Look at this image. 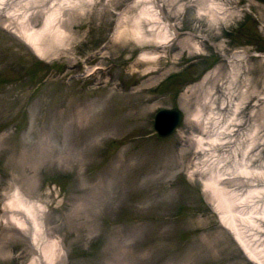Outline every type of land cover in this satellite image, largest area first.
Masks as SVG:
<instances>
[{
    "label": "rangeland",
    "instance_id": "1",
    "mask_svg": "<svg viewBox=\"0 0 264 264\" xmlns=\"http://www.w3.org/2000/svg\"><path fill=\"white\" fill-rule=\"evenodd\" d=\"M55 11L64 35L38 54L23 28ZM164 108L182 113L166 137ZM212 174L264 252V0H0V264H256L221 222ZM17 191L36 204V241L8 206Z\"/></svg>",
    "mask_w": 264,
    "mask_h": 264
},
{
    "label": "bare ground",
    "instance_id": "2",
    "mask_svg": "<svg viewBox=\"0 0 264 264\" xmlns=\"http://www.w3.org/2000/svg\"><path fill=\"white\" fill-rule=\"evenodd\" d=\"M215 6H217V5H215ZM209 7H212V6H209ZM215 8H217L216 10H218V7L213 6V9H215ZM157 12H158L157 7L154 5H152L150 7H145L141 11V17H143L144 19L149 18L150 20H152L154 22V21L158 20V16H157L158 13ZM56 16H57L56 11L50 13L47 16V23L44 26V29L42 31L32 29V28H28V27H27L28 29H26V27L23 28L22 32L25 36V39L34 46V48H35L34 50L38 54H41L43 52V50L40 46V40L45 33H54L57 37H59V35L61 36L64 33L60 27H54L51 29V24L53 22L52 20ZM139 20L140 19H137V22H135V25H137ZM155 27H156L155 25L152 26V28H155ZM156 30L157 31L155 33H153L150 37L155 38L159 43H161V45H164L171 40L172 35L168 34L167 29H164V30L163 29H156ZM47 31H49V32H47ZM120 31H121V29H120ZM133 32L135 33V36H137V38H139L141 36L145 37V35L142 33L141 29H139V28L133 29ZM199 45L194 44L193 47L195 49L199 50ZM187 46H186V48H187ZM156 55H157V53H155V52L143 53L141 55V58L142 59H148V58H153V56H156ZM246 55H247L246 53L236 54L233 58H244V57H246ZM195 117H197L196 120H198L199 111ZM177 120H178V115L176 116V118H174V113L172 112V110L163 111L160 114H158V116L155 118V122H154L155 129L158 132H160V133L162 132L165 134L169 129H171L175 125ZM207 124L208 123H206V122H205V124H203L202 132L207 130L206 129ZM220 133L221 132L217 129L212 133V135L210 134L206 138L203 136H200L197 138L195 137L194 141L197 142V145L199 148H202L204 141H209V142L220 141V139H221ZM245 168L246 167H244V166L240 167V169H242V171L246 172ZM222 177H223V175L212 174L207 180H205L206 186L208 187L207 189L211 190L213 193H215L217 195L216 209H217L218 213L220 214L221 222L225 228H227L229 231H231V233L234 235L235 239L237 240V242L239 243L241 248L244 250L246 255L253 262H255L256 264H264V257H263L264 252L261 250H257V248H252V246L249 243V237H247V235L245 234V231L242 230V228H241L242 225L240 226L238 223V221L243 217L241 216V214H242L241 210H238L237 207H239L241 204H243L244 199L240 198L236 193H234L232 191H228L226 189V187L223 185V183L221 182ZM16 202L19 205L16 204ZM96 204H99V202H96ZM8 206H9V208H12L13 210H15L17 212H21V213L25 214L28 218H31L33 220V223H31V225H30V224H27L26 218L25 219H23V218L18 219L16 216H13V218L16 221L17 227H19L21 229H25L28 226L32 227L33 239H34V241H36L38 234L41 232V227L39 225L40 222L37 220L36 215H35L36 210H34V207L36 206V204L29 202V201L28 202L25 201L24 198L17 191L12 196V198L9 200ZM248 220H250V219H248ZM249 222H251V221H249ZM249 222H248V225H249ZM241 223L242 222H240V224ZM57 248H58V244L55 241H49V242L45 243V245L42 248V254H43L44 258H46L47 260H50L51 262L54 261V259H56ZM30 264H38V263H36L35 261H32Z\"/></svg>",
    "mask_w": 264,
    "mask_h": 264
},
{
    "label": "water",
    "instance_id": "3",
    "mask_svg": "<svg viewBox=\"0 0 264 264\" xmlns=\"http://www.w3.org/2000/svg\"><path fill=\"white\" fill-rule=\"evenodd\" d=\"M168 110H172V112L174 113V118H176V116L178 115V120H177V122L175 123V125L171 128V129H169L165 134L164 133H160V132H158L156 129H155V125H154V129L156 130V132L158 133V135L159 136H162V137H166V136H168V135H170V134H172L174 131H175V129L179 126V124H180V122H181V118H182V113H181V111L179 110V108H167V109H162V110H159L157 113H156V115H155V118L158 116V114H160L161 112H163V111H168ZM155 118H154V122H155ZM163 131V130H162Z\"/></svg>",
    "mask_w": 264,
    "mask_h": 264
}]
</instances>
